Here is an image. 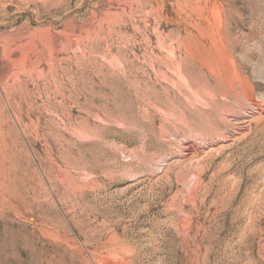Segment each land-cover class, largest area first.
I'll use <instances>...</instances> for the list:
<instances>
[{
  "label": "rangeland",
  "instance_id": "374dc122",
  "mask_svg": "<svg viewBox=\"0 0 264 264\" xmlns=\"http://www.w3.org/2000/svg\"><path fill=\"white\" fill-rule=\"evenodd\" d=\"M107 260L264 264V0H0V264Z\"/></svg>",
  "mask_w": 264,
  "mask_h": 264
},
{
  "label": "bare ground",
  "instance_id": "6f19581e",
  "mask_svg": "<svg viewBox=\"0 0 264 264\" xmlns=\"http://www.w3.org/2000/svg\"><path fill=\"white\" fill-rule=\"evenodd\" d=\"M181 80H182V79H181ZM189 149H190L191 151H193V152H199V150H200V149L196 148L195 146H193L192 144L189 145ZM117 262H118V261H117ZM105 264H113V262L110 261V260H107V261L105 262ZM116 264H117V263H116Z\"/></svg>",
  "mask_w": 264,
  "mask_h": 264
}]
</instances>
